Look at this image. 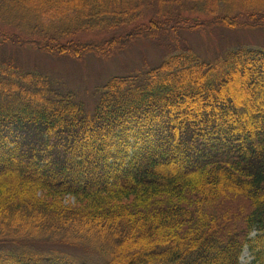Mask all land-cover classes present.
<instances>
[{
  "label": "trees",
  "instance_id": "obj_1",
  "mask_svg": "<svg viewBox=\"0 0 264 264\" xmlns=\"http://www.w3.org/2000/svg\"><path fill=\"white\" fill-rule=\"evenodd\" d=\"M185 7L264 27V0H0L31 37L0 39L76 57L102 47L63 37L157 38ZM57 87L0 63V264H264V49L180 50L89 107Z\"/></svg>",
  "mask_w": 264,
  "mask_h": 264
},
{
  "label": "rangeland",
  "instance_id": "obj_2",
  "mask_svg": "<svg viewBox=\"0 0 264 264\" xmlns=\"http://www.w3.org/2000/svg\"><path fill=\"white\" fill-rule=\"evenodd\" d=\"M183 10L182 17L179 18L182 23L176 29L174 27L179 22L178 18L159 19L168 30L157 38L140 36L128 39L127 34L135 29L140 21L133 25L120 26L119 29L81 31L73 36L63 37L62 43L75 41L102 47L99 52L89 50L76 57L39 50L28 43L18 46L0 39V63L11 59L18 62L23 70H35L48 75L57 88L75 92L78 99L89 107L97 99L98 87L104 85L111 77L154 67L167 56L180 50L190 48L202 58L212 60L227 50L239 47L264 49V27L243 25L232 30L213 24L220 19L219 14L191 11L186 7ZM150 16L151 13L147 14L145 22ZM18 23L7 15L5 18L1 16L0 37L16 35L28 42L30 34H27L25 29H20ZM120 38L125 41L118 44L114 42L111 48L110 41ZM4 247L6 246L0 244V249ZM74 250L73 253H80L79 249ZM83 252L81 250L82 254H86ZM95 258L98 259L97 256ZM252 261V254L246 249L242 263L250 264Z\"/></svg>",
  "mask_w": 264,
  "mask_h": 264
}]
</instances>
